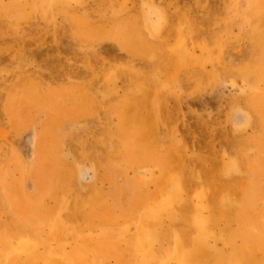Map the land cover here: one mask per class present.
Listing matches in <instances>:
<instances>
[{"label":"rangeland","instance_id":"374dc122","mask_svg":"<svg viewBox=\"0 0 264 264\" xmlns=\"http://www.w3.org/2000/svg\"><path fill=\"white\" fill-rule=\"evenodd\" d=\"M0 264H264V0H0Z\"/></svg>","mask_w":264,"mask_h":264}]
</instances>
